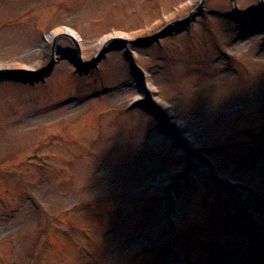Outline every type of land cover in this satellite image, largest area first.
Returning <instances> with one entry per match:
<instances>
[{
    "label": "rangeland",
    "instance_id": "rangeland-1",
    "mask_svg": "<svg viewBox=\"0 0 264 264\" xmlns=\"http://www.w3.org/2000/svg\"><path fill=\"white\" fill-rule=\"evenodd\" d=\"M200 2L0 0V72L55 53L0 82V264H264V11Z\"/></svg>",
    "mask_w": 264,
    "mask_h": 264
},
{
    "label": "water",
    "instance_id": "water-1",
    "mask_svg": "<svg viewBox=\"0 0 264 264\" xmlns=\"http://www.w3.org/2000/svg\"><path fill=\"white\" fill-rule=\"evenodd\" d=\"M203 1L204 0L201 1V4L203 3ZM232 1L234 4V15L232 18H233V20L239 22L242 27H247V26H249L251 24H255L256 22H259L261 20L262 15H259L253 19H245V18L241 17L238 13L237 0H232ZM260 1L262 4V12H263L264 11V0H260ZM180 21L181 20H179L178 22H180ZM75 34L70 33L67 30H64L62 33H59V34H54L55 40H54L53 46L55 45V43L59 37H61V36L70 37L74 41L75 46L77 47V50L79 53V58L73 60V63L75 64V66L77 67L78 71L81 74L82 73H88L93 67H95L97 65L98 60L101 57V55L98 54V56L94 59V61H92L88 65H84L82 58H81V45H80L79 39L76 37ZM160 37H163L162 32H159L158 34H155V35L149 37L147 39V42L156 41ZM54 58H55V53L53 52L49 65L46 68L41 69V70L33 71V70H27V69H18V70H9V71L0 72V81L7 80V79H18V78H20L21 80L26 81V82H35L36 80H42L45 78V76H47L51 73V71L54 67ZM26 73L27 74L28 73L36 74V77H34V78L24 77L23 75H25ZM154 111H156V109H154ZM165 132H167V131H163V133H165ZM209 165L211 166V164H209Z\"/></svg>",
    "mask_w": 264,
    "mask_h": 264
},
{
    "label": "bare ground",
    "instance_id": "bare-ground-1",
    "mask_svg": "<svg viewBox=\"0 0 264 264\" xmlns=\"http://www.w3.org/2000/svg\"><path fill=\"white\" fill-rule=\"evenodd\" d=\"M68 32H70V33H74L72 30H67Z\"/></svg>",
    "mask_w": 264,
    "mask_h": 264
}]
</instances>
